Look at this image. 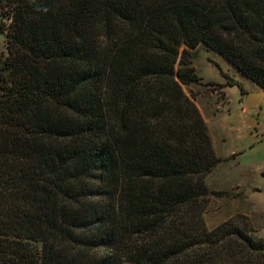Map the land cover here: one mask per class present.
Instances as JSON below:
<instances>
[{
  "label": "trees",
  "instance_id": "16d2710c",
  "mask_svg": "<svg viewBox=\"0 0 264 264\" xmlns=\"http://www.w3.org/2000/svg\"><path fill=\"white\" fill-rule=\"evenodd\" d=\"M9 4L0 264H264L262 239L203 227L219 160L179 57L203 44L264 91V0Z\"/></svg>",
  "mask_w": 264,
  "mask_h": 264
},
{
  "label": "rangeland",
  "instance_id": "374dc122",
  "mask_svg": "<svg viewBox=\"0 0 264 264\" xmlns=\"http://www.w3.org/2000/svg\"><path fill=\"white\" fill-rule=\"evenodd\" d=\"M9 0H0V74L8 56L5 30ZM9 14V15H8ZM187 51L188 67L198 81L181 86L196 105L219 163L204 177L210 196L201 213L212 231L229 224L264 241V91L205 45ZM189 53L191 55H189ZM180 68L179 61L175 69ZM263 94L255 108H244L246 93Z\"/></svg>",
  "mask_w": 264,
  "mask_h": 264
},
{
  "label": "water",
  "instance_id": "95a60500",
  "mask_svg": "<svg viewBox=\"0 0 264 264\" xmlns=\"http://www.w3.org/2000/svg\"><path fill=\"white\" fill-rule=\"evenodd\" d=\"M262 97L263 95L261 93H256V92L246 93L243 101L244 108L245 109L255 108L261 101Z\"/></svg>",
  "mask_w": 264,
  "mask_h": 264
},
{
  "label": "crops",
  "instance_id": "0c3cea01",
  "mask_svg": "<svg viewBox=\"0 0 264 264\" xmlns=\"http://www.w3.org/2000/svg\"><path fill=\"white\" fill-rule=\"evenodd\" d=\"M263 95V94H262ZM263 98V97H262Z\"/></svg>",
  "mask_w": 264,
  "mask_h": 264
}]
</instances>
